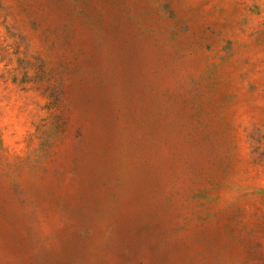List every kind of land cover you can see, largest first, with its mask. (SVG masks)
I'll list each match as a JSON object with an SVG mask.
<instances>
[{
  "label": "rangeland",
  "instance_id": "obj_1",
  "mask_svg": "<svg viewBox=\"0 0 264 264\" xmlns=\"http://www.w3.org/2000/svg\"><path fill=\"white\" fill-rule=\"evenodd\" d=\"M0 264H264V0H0Z\"/></svg>",
  "mask_w": 264,
  "mask_h": 264
}]
</instances>
